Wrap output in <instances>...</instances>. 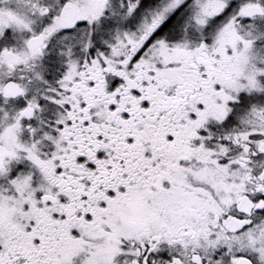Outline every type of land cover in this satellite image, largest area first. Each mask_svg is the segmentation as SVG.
I'll return each instance as SVG.
<instances>
[{
  "label": "snow or ice",
  "instance_id": "1",
  "mask_svg": "<svg viewBox=\"0 0 264 264\" xmlns=\"http://www.w3.org/2000/svg\"><path fill=\"white\" fill-rule=\"evenodd\" d=\"M0 264H264V0H0Z\"/></svg>",
  "mask_w": 264,
  "mask_h": 264
}]
</instances>
